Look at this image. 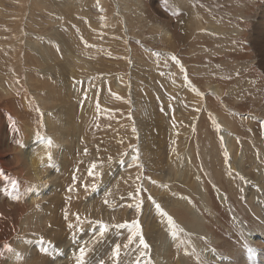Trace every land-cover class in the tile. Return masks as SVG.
Instances as JSON below:
<instances>
[{
	"label": "rangeland",
	"instance_id": "374dc122",
	"mask_svg": "<svg viewBox=\"0 0 264 264\" xmlns=\"http://www.w3.org/2000/svg\"><path fill=\"white\" fill-rule=\"evenodd\" d=\"M261 17L264 0H0V264H76L81 246L85 264L253 259ZM183 196L204 232L185 229ZM133 223L148 249L128 244Z\"/></svg>",
	"mask_w": 264,
	"mask_h": 264
},
{
	"label": "bare ground",
	"instance_id": "6f19581e",
	"mask_svg": "<svg viewBox=\"0 0 264 264\" xmlns=\"http://www.w3.org/2000/svg\"><path fill=\"white\" fill-rule=\"evenodd\" d=\"M263 16V15H262ZM261 27H263L264 25V18L261 17ZM259 20V19H258ZM256 29H258V34L259 33H262L264 34L263 32V29L260 30V27H256ZM255 33V32H254ZM256 34V33H255ZM259 46V45H258ZM261 46V45H260ZM263 49V48H262ZM215 90V89H214ZM219 90V89H218ZM213 91V90H212ZM217 91V89H216ZM243 118V116H242ZM29 131V130H28ZM32 131V129H31ZM30 132V131H29ZM235 141V138L234 137H231L228 139V142L227 143V147L230 150H232V142ZM260 143L261 145L263 144L264 145V135L263 137L260 139ZM22 145V144H21ZM21 145H18V148H21V151H20V154L24 156L25 155H28V151H26V146L27 145H24V146H21ZM39 149V148H38ZM31 152V151H30ZM19 155V154H18ZM34 154H32L31 156L29 155V159H30V162H31V166L33 167V171H35L34 173H37L39 172V168L41 166V163L40 161L36 158H34L33 156ZM15 160V159H14ZM43 163V162H42ZM231 168H233L231 166ZM235 169V168H234ZM42 170V169H41ZM239 170H241V172L243 173L244 170H242L241 168H239ZM240 172V173H241ZM41 174V172H40ZM36 175V174H35ZM245 175V174H244ZM247 176V175H246ZM5 181H6V178H5ZM188 184H186L185 186H187ZM255 186V188H254ZM257 186V188H256ZM261 185H255V184H251V187L253 189H259ZM4 187V185H0V188ZM194 189H192L191 187L188 188L189 191H192L193 194H195V196H197V198L201 201V204L202 205H206V208L207 209H210L208 206V203L209 201L207 200L208 197H207V192H206V189H204L201 185L198 184V186H196L194 184ZM40 188V187H39ZM256 190H253L252 193H249L250 190L248 191V195L249 196H254V193H255ZM28 191H26L27 193ZM40 192V191H39ZM43 192V191H41ZM37 193L32 190L31 194H29V197L30 199L28 200L29 202H34L36 200H39L38 198H36V195ZM40 194V193H39ZM43 195V194H42ZM223 195V193L221 194ZM264 195V194H263ZM47 196V195H46ZM22 197V196H21ZM257 197V195H256ZM248 198V197H247ZM246 198V199H247ZM258 198V197H257ZM222 199V198H221ZM261 199V198H260ZM259 199V200H260ZM181 200L182 203H185V206H188L189 207V215H190V218L188 220V223H184L185 224V229H188V231H194L196 233L199 232L202 233L204 232V224H203V217L202 215L198 212V209L197 207H195L194 205V202L192 201V199H190L189 196H183L181 197ZM224 200V199H222ZM255 200V198H254ZM257 200V199H256ZM255 200V202H256ZM249 201V200H248ZM251 201V200H250ZM247 202V201H246ZM177 203V201H176ZM258 203V206H254V211L252 212V214H254L255 218L253 219V221L255 222V226H254V230L252 231H249L246 235L249 237L248 239V242L246 241V243L248 244V246L250 247L251 249V255L253 257V259H250L248 260L249 258V254H247L244 250H236L235 252H233V254L229 257L227 256H224V257H220L219 259V264H264V196L262 197L261 201L257 202ZM182 205V204H181ZM249 209V208H248ZM251 211V210H250ZM183 226V224H182ZM238 226V225H237ZM184 227V226H183ZM243 229V228H242ZM257 229V230H255ZM251 230V229H250ZM206 231V230H205ZM250 241H253V244L254 246H252V242ZM246 243H244L246 245ZM243 244V245H244ZM244 245V246H245ZM238 248V247H237ZM248 248V247H247ZM244 249V248H243ZM18 250V248H17ZM71 250V249H70ZM212 252V251H211ZM63 254V253H62ZM208 258L209 257H213L214 260H218V257L216 256H213L211 253H209V251L206 253ZM228 254V253H227ZM185 257V256H184ZM230 260V263L228 262ZM186 261V260H185ZM214 262V261H213ZM218 264V263H216Z\"/></svg>",
	"mask_w": 264,
	"mask_h": 264
},
{
	"label": "snow or ice",
	"instance_id": "6c2138e0",
	"mask_svg": "<svg viewBox=\"0 0 264 264\" xmlns=\"http://www.w3.org/2000/svg\"><path fill=\"white\" fill-rule=\"evenodd\" d=\"M172 59L174 61H176L177 63H179V61L177 60V58L175 56H172ZM185 79H187V77H185ZM47 144L49 146L52 145V140L49 138L47 140ZM49 160L51 161V154H49ZM93 167H95V165H93ZM91 174V172H90ZM241 179H243V177H241ZM13 188H15V184H13L12 186ZM18 199V197H17ZM155 207L160 210V205L156 204ZM162 211V210H161ZM163 214V213H162ZM166 215V214H165ZM168 221H169V224L171 225L172 224V218L171 217H168ZM71 227V225H70ZM116 227L118 228H125V227H129L127 224H121V225H117ZM131 229H136V231L132 232V234L128 237V244H131L132 241H133V238L135 236H139V244L137 247H141L143 249H148L149 248V245L145 242L144 238H143V235L140 233V230H139V225L138 223H133L131 226H130V230ZM108 230V226L107 225H104V224H101L100 225V228H99V234L101 236L104 235V233ZM173 235L175 236L176 233H173ZM41 244L44 245V248H43V251L46 253L47 252V242L43 241L41 239ZM128 244H125L124 247L127 248L128 247ZM87 249L84 247V246H81L80 249H79V254L76 256V264H85V253H86ZM119 253H120V245L117 244L115 246V248L113 249V252H112V255L114 257H117L119 256ZM147 253L145 251H140L139 252V256L137 257V261H139L140 257H147ZM145 264H151V260L150 259H146L145 260Z\"/></svg>",
	"mask_w": 264,
	"mask_h": 264
}]
</instances>
